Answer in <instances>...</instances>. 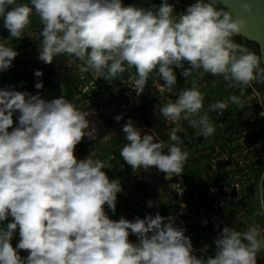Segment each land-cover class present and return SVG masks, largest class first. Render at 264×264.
Masks as SVG:
<instances>
[{
    "label": "clouds",
    "instance_id": "clouds-1",
    "mask_svg": "<svg viewBox=\"0 0 264 264\" xmlns=\"http://www.w3.org/2000/svg\"><path fill=\"white\" fill-rule=\"evenodd\" d=\"M258 3L196 0L174 17L168 0L147 9L124 6L122 0H0V18L9 37L20 39L34 11L42 25L39 60L51 64L58 55L74 56L83 62L81 72L107 80L135 68L138 95L153 72L170 89L177 83L174 69L184 78L202 69L201 75L222 76L228 88L243 89L264 84V54L234 40L249 27ZM233 4L241 14L233 13ZM17 55L0 42V72L9 70ZM42 75L35 72L37 78ZM35 88L43 83L38 80ZM229 102L243 106L239 96L231 95L208 111H224ZM17 111L18 126L13 127ZM159 111L176 124L169 135L174 143L154 142L129 120L122 129L127 143L120 156L133 170L155 168L178 176L189 156L180 147L179 121L205 138L216 129L195 80ZM87 116L63 97L45 101L38 93L0 89V222L12 217L7 230L0 231V264H257L264 248L258 225L243 232L225 226L214 240V256L205 258L194 254L191 238L174 216L157 212L111 219L106 208L115 214L117 194L123 191L119 180L109 179L102 161L75 156L77 144L94 137ZM257 215L264 216V200Z\"/></svg>",
    "mask_w": 264,
    "mask_h": 264
},
{
    "label": "built area",
    "instance_id": "built-area-1",
    "mask_svg": "<svg viewBox=\"0 0 264 264\" xmlns=\"http://www.w3.org/2000/svg\"><path fill=\"white\" fill-rule=\"evenodd\" d=\"M135 6L137 3H127L124 6ZM146 9V8H145ZM66 69L71 74V82L75 89V97L79 105L71 102L79 110L82 107L100 108L103 103L114 97L117 93L123 92L129 96L151 101L153 105L168 103L167 97L171 94V88H163L164 81L155 72L150 74L147 84L139 95L135 90L134 79L136 74L131 69L124 73H119L115 78L105 79L94 77L91 73L81 72L80 66L83 62L74 56L62 55ZM126 67V66H125ZM201 92V85H198ZM192 86L190 85L189 88ZM163 88V90H162ZM251 103L248 99L242 98L243 105L255 107L257 114L264 117V99L260 92L253 86L247 87ZM204 96V110L208 111L210 102L209 96ZM211 121L221 120L225 117L224 111H208ZM168 125L176 127V124L166 119ZM249 123L243 125L238 131H229L225 134L227 148L225 150L213 151L208 155V160L204 166V172L208 176L203 185L199 181H194L190 187H186L180 175L165 174L164 179L168 182L167 187L172 192L175 202L174 208L159 212L162 216H174L176 224L186 229L185 235L191 238L194 254L197 256H211L207 251H203L200 244L203 233H212L218 224L219 216L224 209L235 201L241 189L246 185L253 170H257L259 186L264 183V145L254 138L255 129ZM180 130L177 135H183L185 142L180 145L182 150L188 151L187 133L185 128H192L187 121H179ZM94 137L96 132L94 128ZM174 143V142H173ZM189 153V151H188ZM189 157V156H188ZM102 162L105 167L115 170L116 174H107L110 180L117 179L120 182L122 192L117 194L116 218L118 220L123 214L124 204L131 203L130 211L139 209L142 211L140 218L146 215H155L157 212H150L145 207L143 200H134L132 189L129 186L130 180L141 183L142 176L138 169H132L120 156V151H114L103 157ZM186 163V162H185ZM185 165V164H184ZM184 167V166H183ZM191 178H193L191 176ZM106 211L110 212L106 208ZM244 208H241L237 217L243 215ZM129 239L136 242L137 238L130 235ZM264 249V248H262ZM261 249V250H262Z\"/></svg>",
    "mask_w": 264,
    "mask_h": 264
},
{
    "label": "crops",
    "instance_id": "crops-1",
    "mask_svg": "<svg viewBox=\"0 0 264 264\" xmlns=\"http://www.w3.org/2000/svg\"><path fill=\"white\" fill-rule=\"evenodd\" d=\"M17 2L30 3V0H17ZM127 3L128 1L124 2L123 5ZM135 3L146 9L152 6L158 7V5L154 2H152L153 4H149L148 0H138V2ZM194 3L195 2H192L190 5ZM185 11L186 10L184 9L181 10L174 8L173 16H178ZM30 21V25L24 30L20 39L9 37L10 33L7 31L4 36L0 37V42H5L6 46L11 47L18 52V55L15 58L16 61H25L28 63L26 66L19 64L17 65V68H20L21 70L19 75H23L26 79L30 80L29 82H26V84L32 86V83L35 84L38 81V78L33 72V61L34 58L39 55V46L41 43L38 41V30L41 26V23L38 15H36L34 11L30 16ZM131 70L136 74L135 68H131ZM201 73L202 69L192 70V75H190L185 81L183 89H189L190 85L192 86L193 80H195L198 85H201L200 90L202 95L207 97L209 96L210 102L212 103L217 101H225L231 95H237L240 97V99H248V104L252 102L247 87L243 89L228 88L229 82L225 81L222 76H213L209 73H203L201 75ZM241 91H243V95H241ZM253 109V107H249L248 105L239 106L229 102L226 110H224V112L229 113L228 116L223 120L221 119L211 121L214 124L216 130L214 134L208 138L197 135V130L193 128H185V132L187 133L189 157L183 167L184 170L182 171V174L190 177L192 176L194 181H199L200 185H203V181H206L208 178L204 172V166L207 163L208 155L213 151L225 150L227 148V142L224 139L225 134L229 131L240 130L243 125L249 123L251 119V126L255 129L254 138L256 141L264 145V117L258 115V112L254 111ZM237 120L239 122L243 121V125L238 126L236 124L234 127H232V124L236 123ZM100 152L101 151H88L86 159L90 157L92 159H98L102 161ZM112 152L114 151H107L105 153L109 154ZM103 171L107 172L108 174L117 173L115 170L109 169L108 167H105ZM140 185V183H136L132 180L129 182V186L133 192L134 200H143L145 205L148 206L147 191L141 188ZM262 200H264V183L259 186L257 170H253L246 185L239 192L237 199L227 205L224 211L220 214L216 229L212 233L202 234L200 241L202 247L207 244L209 246L207 252L211 256H214L216 250L214 240L225 226L235 228V230L243 232L247 231L248 227L251 225H258L261 231V236L264 237V216L257 215L261 208ZM130 205L131 203L124 204V210L122 212L126 219L134 220L142 213V211L139 209L130 211ZM241 208H244L245 212L243 215L237 217ZM148 210L153 213L161 212L165 209L160 207H150ZM108 214L109 217L114 220L116 218L117 212L113 214L110 210ZM256 258L257 264H264V249L257 253Z\"/></svg>",
    "mask_w": 264,
    "mask_h": 264
},
{
    "label": "rangeland",
    "instance_id": "rangeland-1",
    "mask_svg": "<svg viewBox=\"0 0 264 264\" xmlns=\"http://www.w3.org/2000/svg\"><path fill=\"white\" fill-rule=\"evenodd\" d=\"M127 1L128 3L138 2V0H122L123 3ZM148 2L149 4H153L152 2H154L159 6L162 0H148ZM192 2H196V0H168V3L171 4L175 9L181 10H186ZM239 39L244 40L245 38L241 35H237L234 37V40L237 43ZM255 52L260 55L258 45ZM38 56L39 55H37L33 61L34 73L38 70L43 62L38 59ZM19 64L26 66L28 63H26L25 61L19 62L14 60L13 66L7 72H0V89L26 91L34 95L35 84L32 82V86L26 84V82H29L30 80L26 79L23 75H19L21 73L20 68H17V65ZM184 67H186V64H184ZM61 72L63 73L62 89L65 92L69 93L72 102L79 105V101L75 97V92L73 91L71 86V77L65 69ZM176 75L177 83L171 87V94L167 97L169 101H175L179 92L183 89L185 81L188 79V77L184 78L180 74V69L178 72H176ZM260 95L262 99H264V92H260ZM166 104L167 103L164 101L162 105L157 104L155 106L151 101L135 96H129L120 92L103 103L100 108L90 107L86 109L84 112L88 113L86 119H88L89 121V129L94 128L96 132L95 139H90L87 137V140L84 142L83 148L86 151V155L88 151H101L100 156L103 159V156L107 154L105 153L107 151H121V149L127 143L122 129L129 120H131L132 123L140 129L142 135H152L154 138V142L163 141L165 145L173 143L169 140V135L173 126L167 124L166 118L159 111V107H163ZM253 108V110L256 111V108ZM228 114V112H225L224 119L228 116ZM19 115L20 113L18 111L13 113V127L18 126ZM117 116H121L122 118L117 121L115 119V117ZM236 124L238 126H242L243 121L239 122L237 120L236 123L232 124V127H234ZM11 130L12 129L10 128L9 131ZM104 130L109 131V133H107L103 137H98V134ZM164 151L165 153L167 152V147H165ZM138 170L140 175L142 176V182L140 183V186L145 191H147V201L151 200L153 202L152 207H160L164 208L165 210L172 209L174 207L175 199L172 192L168 189L167 186H165V184H163V181L160 179V172L155 168H151L148 171H144V169L142 168ZM145 207L146 209L150 208L146 205ZM11 221L12 217L9 216L7 220L0 222V231H6L7 224ZM18 241L19 232L17 230V232L14 233L12 240V244L14 247ZM21 255L27 256V252L21 251Z\"/></svg>",
    "mask_w": 264,
    "mask_h": 264
},
{
    "label": "trees",
    "instance_id": "trees-1",
    "mask_svg": "<svg viewBox=\"0 0 264 264\" xmlns=\"http://www.w3.org/2000/svg\"><path fill=\"white\" fill-rule=\"evenodd\" d=\"M42 25L40 26L38 30V41L41 43L42 37L40 36V31H41ZM8 30L4 27L3 19L0 18V37L4 36ZM238 43L242 45H246L250 50H253L254 52L257 49V45L255 42L248 41L246 39L242 40L239 39ZM186 67L188 68L189 65L185 62ZM66 70L71 77L70 72L66 69L65 64H64V57L62 55H58L53 58V61L51 64H46L42 62L41 66L38 68V70L42 71L43 75L38 78L40 82L43 83V88L42 89H36L34 91V95L37 93L41 96L42 99L45 101H51L53 99L63 97L64 99L68 100L70 103L72 102L71 97L69 93L65 92L62 89V78H63V73L61 72L62 70ZM175 72H178L179 69H174ZM71 80V78H70ZM71 82V81H70ZM71 86L73 91L75 92L73 83L71 82ZM253 86L259 91V92H264V84H253ZM123 93V92H122ZM125 94V93H124ZM90 107H82L79 109V111H85ZM109 133V131L104 130L98 134V137H103ZM181 140L183 143L185 142V137L183 135H180ZM87 140V136H85L82 141L77 144L75 148V156L77 160H82L86 159V151L84 150V142ZM165 173L160 172V179L163 181V184L167 186V181L164 179ZM182 180L185 184L186 187H190L193 184V179L190 176L187 175H182ZM174 208V207H173Z\"/></svg>",
    "mask_w": 264,
    "mask_h": 264
},
{
    "label": "water",
    "instance_id": "water-1",
    "mask_svg": "<svg viewBox=\"0 0 264 264\" xmlns=\"http://www.w3.org/2000/svg\"><path fill=\"white\" fill-rule=\"evenodd\" d=\"M217 7L224 8V5L220 4ZM231 10L234 14H241L239 7L235 4L232 5ZM249 21V27L241 36L248 41L255 42L258 45L259 54H264V0H260V3L256 5L255 13L249 17ZM262 66H264V61H262Z\"/></svg>",
    "mask_w": 264,
    "mask_h": 264
}]
</instances>
